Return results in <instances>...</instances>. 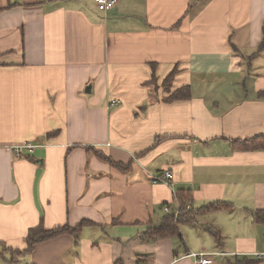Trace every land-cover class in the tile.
<instances>
[{"label":"crops","instance_id":"obj_1","mask_svg":"<svg viewBox=\"0 0 264 264\" xmlns=\"http://www.w3.org/2000/svg\"><path fill=\"white\" fill-rule=\"evenodd\" d=\"M117 1L0 0V264H264V0ZM181 190L230 208L144 235ZM41 222L84 225L14 257Z\"/></svg>","mask_w":264,"mask_h":264},{"label":"trees","instance_id":"obj_2","mask_svg":"<svg viewBox=\"0 0 264 264\" xmlns=\"http://www.w3.org/2000/svg\"><path fill=\"white\" fill-rule=\"evenodd\" d=\"M262 47H264V42L262 43ZM176 73V70L172 71L165 79L163 86L166 90H169L170 83L172 82L174 75ZM189 86H184L181 88H178L176 91H174L171 94V97L173 99H184L189 96ZM241 147L243 149H264V136H256L251 139H247L242 142ZM87 149L93 150L96 154L101 156L102 158L108 160L110 163H112L115 167L122 168L124 164L120 162H115L110 157L103 156L100 151L95 150L93 146H88ZM178 199L181 202V212L177 217L174 216L173 213H166V215L163 217L161 223L158 226H152L148 228L144 235L151 238H158V237H168V236H178L180 237L181 241H183V237L180 233V224L185 221H192L194 218L193 216L198 211H215L219 210L221 208H230L229 204L221 203V202H215L210 204L209 206L205 208H201L198 210H193L192 205L191 208L187 209L186 206L191 202L189 191L181 190L179 193H177ZM191 204V203H190ZM254 220L256 223L261 224L264 226V209H258L252 212ZM84 222L76 225V226H70L69 224H65L62 226H58L55 228L47 229L43 222H41L38 226L31 228L28 232V235L26 237V243L27 247L20 251L18 250L13 251L14 257L23 256L25 254L30 253L35 245L37 243L49 240L51 238H54L61 234H72L77 239L78 235L81 231V228L83 227ZM209 232L216 238L217 242L221 244L223 242L222 234L218 229H213L212 227L208 228ZM0 245H3V253L11 252V249L6 248L2 242H0ZM253 259H249L247 257L243 259H236L232 262V264H250L253 262Z\"/></svg>","mask_w":264,"mask_h":264},{"label":"built area","instance_id":"obj_3","mask_svg":"<svg viewBox=\"0 0 264 264\" xmlns=\"http://www.w3.org/2000/svg\"><path fill=\"white\" fill-rule=\"evenodd\" d=\"M95 2L101 11H108V10L112 9L117 4L118 1L117 0H95ZM112 104H117V101L113 100ZM23 149L32 150L33 146L32 145H24V146L16 147V149H15L16 155L21 156ZM152 178H153L154 183L162 182V183L170 184L172 181V178H173V174L171 171L166 170L160 174L153 176ZM176 198H177V196H176ZM186 208L187 209L191 208V204L190 203L187 204ZM164 211L166 213H173L174 216L177 217L179 215V213L181 212L180 201L178 200V204L175 208H172V206H170V205H165ZM209 255H211V253H208V252L188 254V256L194 257L197 264H209L211 262V260L208 258Z\"/></svg>","mask_w":264,"mask_h":264},{"label":"rangeland","instance_id":"obj_4","mask_svg":"<svg viewBox=\"0 0 264 264\" xmlns=\"http://www.w3.org/2000/svg\"><path fill=\"white\" fill-rule=\"evenodd\" d=\"M251 77V76H250ZM252 77H254V76H252ZM249 81H251V79H249ZM248 83H250L251 84V82H248Z\"/></svg>","mask_w":264,"mask_h":264},{"label":"water","instance_id":"obj_5","mask_svg":"<svg viewBox=\"0 0 264 264\" xmlns=\"http://www.w3.org/2000/svg\"><path fill=\"white\" fill-rule=\"evenodd\" d=\"M88 89H90V88H88Z\"/></svg>","mask_w":264,"mask_h":264}]
</instances>
